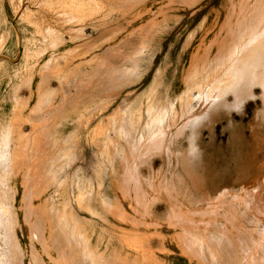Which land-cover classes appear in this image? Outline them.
<instances>
[{
	"label": "rangeland",
	"instance_id": "374dc122",
	"mask_svg": "<svg viewBox=\"0 0 264 264\" xmlns=\"http://www.w3.org/2000/svg\"><path fill=\"white\" fill-rule=\"evenodd\" d=\"M261 12L0 0V264H264L262 175L204 181L264 163V94L239 71ZM207 85L217 119L194 129Z\"/></svg>",
	"mask_w": 264,
	"mask_h": 264
},
{
	"label": "bare ground",
	"instance_id": "6f19581e",
	"mask_svg": "<svg viewBox=\"0 0 264 264\" xmlns=\"http://www.w3.org/2000/svg\"><path fill=\"white\" fill-rule=\"evenodd\" d=\"M261 13H264V12H261ZM247 20L249 21V19H247ZM250 29H251V27L250 28L248 27L249 31H250ZM262 29H264V26L262 27ZM245 30H247V29H245ZM248 33L250 34V32H248ZM254 34L257 35V31H255ZM254 34L252 35V32H251L252 36H250L249 38H246L247 41L249 39L250 43L248 44L249 47L247 48V50L244 53V56H243L244 59H243V61H241V63L243 62L244 64L242 63L243 64V65L241 64L242 66L241 65H240V67L238 66L241 70H239V68H237L236 64H235V67L241 73L245 71L244 73H247V74H255V78L252 77V76L251 77L254 78L255 81H257V84L260 85V87L262 89V93L264 94V76L262 78H260L258 76L259 72H258V69L256 67L258 62H260L261 59L262 60L264 59V40L263 39L262 40L259 39V37H260L259 35H261V34H258L259 41L256 40L257 42L254 43V41H253L254 38H255ZM243 44H246V42L243 43ZM252 60H255V62H252ZM252 63L253 64L255 63V64L253 65ZM235 67H233V68H235ZM233 71H235V70H233ZM237 71H235V72H237ZM239 71H238V74H239V77H241L242 74H244V73L240 74ZM233 74L236 75L235 73H231L232 76H233ZM259 75H260V73H259ZM244 77H245V74H244ZM247 77H248V75H247ZM242 78H243V76H242ZM228 79L229 80L230 79L235 80L233 77L232 78L230 77ZM247 79L248 78H246V80ZM239 81L240 80L237 79V82H239ZM233 82H235V81H233ZM229 87H231V85ZM217 88H218V86H215V87L213 86V88H212V87H208V85L206 87L201 88L198 98H199V101H200L201 104H204V105L206 104V109H204L202 111H197V110H192L191 111L190 115L188 116V119L190 117L189 121H190V123H192L191 125L193 126L194 129H196L198 127L200 129V127L201 126L203 127L205 124H207L210 127L212 126V128H213L214 120L217 119V115L215 114L217 112H215V111H218L217 108H216L217 107V101L219 100L218 97H216L218 95V89ZM221 89H222V87H221ZM200 108L201 107H199V109ZM205 128H207V127H205ZM210 132H211V130H210ZM234 171H235L234 173H230L229 170H223L221 172H219V171L215 172L214 170H209L206 173V175H204V181L206 183H208L210 187L212 186L213 188H217L219 186H227V184L229 182H234V183H238V184H245L246 182L252 183L253 181H256V183H258V180L260 178V176L258 174H261L262 175L261 177H263L262 183H258V184H256V186L260 187V189H261V191H259V193L264 195V189L261 188V187H264V163L262 165H260L259 167H255L253 164L250 163V160L248 158L241 157L240 159L237 160V165H236ZM249 181H251V182H249Z\"/></svg>",
	"mask_w": 264,
	"mask_h": 264
}]
</instances>
